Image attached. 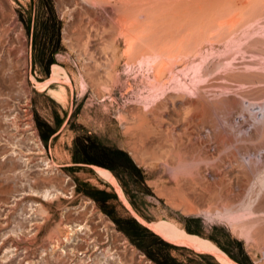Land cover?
Returning a JSON list of instances; mask_svg holds the SVG:
<instances>
[{
    "label": "rangeland",
    "instance_id": "rangeland-1",
    "mask_svg": "<svg viewBox=\"0 0 264 264\" xmlns=\"http://www.w3.org/2000/svg\"><path fill=\"white\" fill-rule=\"evenodd\" d=\"M119 4L0 0V264H224L210 245L233 264H264V234L258 231L264 225V187H258L264 171L249 173L246 187H177L163 165L174 156L164 148H147L144 124L137 120L147 102L150 65L142 59L125 63L129 44L133 51L144 41L139 33L146 34V24L135 15L144 6L128 11L129 19L120 23ZM175 8L209 18L217 14L213 30H205L211 40L205 38L200 51L181 58L175 76L196 85L221 83L245 106L263 99L264 0H179ZM238 16L239 25L230 31L218 24V17ZM114 57L118 83L111 69ZM205 66L210 73L202 77ZM217 112L213 117L220 122ZM243 113L235 114L229 133L247 138L256 127L261 133L253 141H239V148L227 146L221 155L235 151L239 158L243 145L264 140V119L257 124L251 112ZM213 141L206 145L215 151ZM189 152L184 155L199 153L197 148ZM228 158L222 161L225 169ZM100 169L112 173V182ZM54 188L62 193L42 195ZM221 192L238 209L235 215L221 211ZM235 222L250 228L240 231ZM78 223L82 229L53 248V236ZM164 226L196 235L201 243L174 239Z\"/></svg>",
    "mask_w": 264,
    "mask_h": 264
},
{
    "label": "bare ground",
    "instance_id": "bare-ground-1",
    "mask_svg": "<svg viewBox=\"0 0 264 264\" xmlns=\"http://www.w3.org/2000/svg\"><path fill=\"white\" fill-rule=\"evenodd\" d=\"M86 1L92 5H98V7L100 4H103V5L104 3L108 4V0H86ZM178 1L179 0H118V2L120 3L119 5H121V8H122V13L118 14L119 17L117 21L119 22L126 21L127 18L130 17L127 14H129L130 10L133 11V8H136V7L138 8L140 7L139 5L144 6L143 7L144 10H138V13L136 12L135 15L139 16L142 20H144L142 21L143 24H146V26L144 25V28H143L146 34H143L141 30L140 31L142 33L138 30V33L140 32L139 34H141V37L142 38L145 37V38H144L143 43L141 42V45L138 46V48L135 47L133 51L130 49L131 45L129 44L130 48L127 45L128 50L125 53L126 55L125 63L128 65L134 59H142L144 62L146 61L145 62L146 64L148 63L150 65L151 70L149 69L150 70L149 73H148L149 70L147 71L148 74H146V77H145V79L149 81V86H147V91L144 96L145 99H147V102L144 105L142 115L139 116L137 120L140 124L141 123L144 124L143 134H144V140L146 142V146L152 152L155 151L154 149L157 147L161 149L164 148L165 154L168 153L174 156V157L171 156L172 161L171 160L169 161V158H168V161L164 160L163 165H165L167 169L173 172L174 176L176 177L177 187H181V186L183 187L184 186L212 187V188L213 187H246L247 185H249L248 184L249 177H247L249 173L257 174L260 171H264V156L260 155L262 150L264 151V140L250 147L248 145L247 146L243 145L244 152L242 156L240 155L241 157L239 158L236 156L235 151L232 152L230 155H225V154L221 155V153L227 146L234 145L236 148H239L242 145L239 146L238 142L244 139L246 140L250 139V141L251 140L253 141L254 137H256L258 132L261 131V130L258 131V127H256V132L254 134H251V136L247 138L243 135L234 137L232 134L229 133V131L232 130V126H233L232 122L235 120V114L243 113L245 110L252 113V114L250 113L249 114L252 115L251 118L253 117L252 120H254L255 123L257 124L261 123V125H263L262 121L264 119V98L262 99L261 97V100H258V98L256 99L253 98L251 101L248 100L249 104L245 106L244 102L238 97H236V94H235L236 92L234 93L235 95L226 94V90L223 89L224 87L221 83L218 84L216 82L214 83L206 82L203 85H196L197 83L195 84V81L193 83L186 79L179 78V77L177 78L175 76V66L177 64H180L178 63L179 60L181 58L183 59L184 57L186 58L188 54L190 56V54H192L193 52L200 51L203 46L202 45L203 40L207 36L206 29L210 27L208 30L209 32H211L210 29H212L213 27L211 28L210 23L213 22L214 24H217V22L215 23L216 21L215 18L217 17L216 12H215L216 14L215 18L214 17L209 18L207 14L206 16L204 13H196L195 11L192 12L193 10L189 11L190 9L188 10L189 12L183 11V10L180 11L175 8V5L178 3ZM254 4L256 5V2ZM257 6L258 5H256V7ZM113 8H115V6ZM189 8H191V6ZM217 10L221 12L219 8ZM94 14H97V13H94ZM246 14L245 16L248 17V14L250 13L246 12ZM223 15L224 14H222V17ZM218 16H219V13H218ZM132 17H134V15ZM218 18H217L218 24L220 26H223L224 28L227 25L228 27L227 26L226 27L228 28L227 29L228 31H230L229 26L232 27L233 25H239V22L241 21V16L232 17L228 20H225L223 18L221 21ZM137 21L139 20L137 19ZM157 22L159 23L158 28H156L158 25V24L156 25ZM133 23L134 22L132 21V23L130 24L133 25ZM139 24L140 23L137 24L135 21L136 26H138ZM140 26H138L137 28L141 29L139 28ZM223 27H221V29L219 28L217 29L223 30L222 29ZM155 28L159 29L158 30L159 32ZM121 31H124V30H121ZM124 32L126 34L127 31L125 30ZM209 32H208V35H209ZM214 32L217 33L215 30ZM135 33H137V31H135ZM223 33L226 34V31H224ZM131 35H132V32H131ZM211 35L207 37L210 40H211L210 38ZM218 35H221V34H218ZM129 40H132V39L130 38ZM134 46H137V44H135ZM117 65H118V59L114 57L113 64L111 65V69L114 70L115 76L117 77V78L115 77L114 81L118 83L119 80L117 76V73H118ZM203 67L204 66H202L201 68ZM206 67L208 68V66H205L204 72L203 71L201 72L202 77L205 76L207 74V71L209 70L207 69L206 71ZM199 71H201V69ZM195 73H198V71H196ZM208 73H210V70L208 71ZM63 74L65 77L66 83L71 88L69 76L67 75L65 71ZM195 76H193V78ZM221 81L223 82V80ZM177 86L181 87L180 89L182 91H179L180 89L179 90L176 89L178 88ZM159 93H161L162 95L161 94L158 95ZM155 97H157L158 99L157 98L155 99ZM213 110H217L218 111L217 113L222 116V119L220 122H217V120H215V117H213ZM239 132L240 131L236 133H239ZM201 135L205 137V140L198 139L199 136ZM211 139H213L214 140L213 143L215 142L214 144L217 145L215 148V151L212 150L213 148L210 149V147L206 145V142L208 140L211 141ZM195 148L198 149L199 153L195 155L190 154L189 156L184 155L185 152L188 153L189 150L195 149ZM253 149L255 150L254 152L255 154L254 156L251 157L249 155ZM168 154L166 155V159L168 157ZM226 156L230 157V159L229 158L227 159V161L230 162V165H227L228 166L227 169L224 168L225 166L222 167L223 162H224L223 158ZM233 163H235L236 165L235 164L233 165ZM193 164L194 166H192ZM44 165L47 166L48 162L44 161ZM100 174H103L104 177L107 176V178L109 176L112 182L113 180L112 173L108 171L106 172L105 170L100 169ZM186 175H188L189 179L181 185L180 180L182 178H186ZM258 187H264V177H262V179L258 182ZM59 193H62V192L58 188H54V190L52 191L50 189H44L42 192V195L44 197H48V196H52L54 194H59ZM226 194L227 193L221 192L219 194L220 197H218L221 200V211L225 214L235 215L236 212H238V209L231 207L232 202L228 198V195ZM249 211L250 213H252L254 210L252 208H249ZM260 212L264 213V209L260 210ZM262 216L263 215H259L257 216V218L261 219ZM234 225L238 226L240 228V231L248 230L250 228L249 225H247L246 223H242V222H235ZM82 227L83 225L80 223L76 224L75 226L68 225L66 228L62 230L59 236H53V238H55V240H53L54 242L53 248L58 244V241L60 239H65V240L71 239L73 236V232L81 230ZM164 227L166 229L165 231L171 232L170 234L171 235L173 234L172 235L173 238L177 237L178 239H180L181 242L185 241V243L188 242V243H191V245L196 243L197 241L201 243V239L198 238L196 235L188 234L184 231H178L171 226L170 227L164 226ZM164 227L162 229H164ZM258 231L260 232L261 235H263L264 225L260 226L258 228ZM209 247H211L216 252L218 257L221 259L222 263L233 264V262L230 260L231 258L229 259L225 254L217 250L212 245H210ZM102 253L105 254L104 251H102L101 254ZM102 258L104 257H100V259Z\"/></svg>",
    "mask_w": 264,
    "mask_h": 264
}]
</instances>
